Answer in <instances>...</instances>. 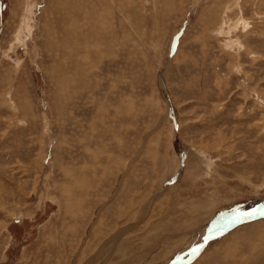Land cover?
<instances>
[{
    "label": "rangeland",
    "instance_id": "374dc122",
    "mask_svg": "<svg viewBox=\"0 0 264 264\" xmlns=\"http://www.w3.org/2000/svg\"><path fill=\"white\" fill-rule=\"evenodd\" d=\"M0 264H264V0H0Z\"/></svg>",
    "mask_w": 264,
    "mask_h": 264
}]
</instances>
